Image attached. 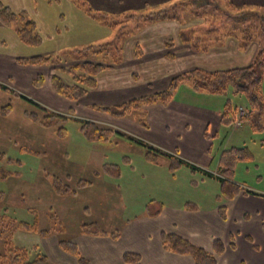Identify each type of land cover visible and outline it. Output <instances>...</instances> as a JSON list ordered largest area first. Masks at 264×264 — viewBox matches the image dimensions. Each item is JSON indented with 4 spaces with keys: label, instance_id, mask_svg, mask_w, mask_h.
I'll return each instance as SVG.
<instances>
[{
    "label": "rangeland",
    "instance_id": "374dc122",
    "mask_svg": "<svg viewBox=\"0 0 264 264\" xmlns=\"http://www.w3.org/2000/svg\"><path fill=\"white\" fill-rule=\"evenodd\" d=\"M205 1L209 5L200 7L201 3L196 0H167V8H164V6H157L158 3L153 1L146 6L142 0H123L117 8H113L114 12L110 10L109 13L101 0H60V3L54 2L51 6L42 3L41 8L36 0H0L3 5L9 4L16 13L25 11L27 19L34 20L38 25L37 31L45 42L42 47H28L18 39L16 30L19 28L20 22L12 27L0 25V60H3V65L0 67V83L26 96L29 100H34L49 111L66 112H63V107L60 106V104L63 105V102L52 99L46 93L48 91L46 86L42 91L38 89L32 91L29 87L30 82L27 85V76L32 72L36 73L35 68H39L40 75L46 74L47 77H49L48 75L52 76L54 69H57L58 75L67 79L68 76L62 73L61 67L63 66L83 61L111 63L106 61V59L112 60L111 56L99 55L94 52L85 53L83 50L75 52V48L67 45L65 32L61 28L60 15L68 14L79 3L86 9L90 6L109 16L106 21L110 25L111 33L100 39L104 40L102 43L90 44V46L100 48V46L111 44L116 49L126 50L128 41L144 40L143 38L151 37L157 39L161 38L163 33L164 35L168 34L169 37H175L172 32L166 31L165 26L162 32H152V34L144 26L150 14L163 12L175 15L173 19L178 17L184 22L186 36L216 33L219 40H222L226 32L251 29L249 31H252L255 39L250 44L246 55L253 56L254 62L258 53L264 49V19L262 18L264 7L261 4H257L256 7L249 5L248 7H239L234 3L230 5L229 3L234 2L233 0ZM248 10H250V17L245 20L241 12ZM130 15H135L137 18L124 19L125 16ZM97 20L103 22L101 19ZM51 26L59 27L62 34L47 41ZM102 33H104L103 28H99V30L94 28L89 31L91 36ZM56 47L58 48L56 49ZM43 48H48L52 53L47 55L55 54L54 56H57L56 66H51L50 70L44 69V72L41 67L37 66H22L20 71L15 70L13 59L31 58L34 56L33 52ZM10 70H14L13 73L9 72ZM16 75L18 77L22 75L23 81L20 82L13 77ZM38 77L36 76V79ZM35 80L32 81V84L35 88H40L44 84L45 77L40 86L35 85ZM41 94L43 97L40 96ZM224 95L226 101L230 99L234 109H240V106L244 108L245 112L242 118L247 115L245 108L247 102L243 97L236 96L232 89H229L228 93ZM29 100L0 89V107L12 106L10 114H0V155H4L0 161V219L5 215L7 216L6 220H17L29 224H33L37 219L39 226L37 233L18 230L16 233L10 234L9 238L12 239L15 246L37 249L35 253L33 252L35 255L37 252L47 250L45 248L48 243L47 239L41 237L40 231L49 232L52 235L51 238L58 239L60 242L74 239L81 233L84 225L94 223L107 232L119 231L125 225L126 220L141 216L146 211L145 206L150 207L152 211L159 210L161 206L176 205L177 198L185 205L188 202L193 203L208 212L215 206L223 205L222 202L216 204L220 196V184L216 179L200 172L193 175L190 173L191 171L184 169L177 182H174L167 169L161 170L147 164L145 149L140 144L131 141L128 137H119L118 135H115L111 142H90L81 131V124L73 119L65 125L68 131L67 137H61L58 127L45 129L28 117L27 113L35 112L41 116L45 114ZM141 111L142 109L137 113ZM70 112L72 116L74 112L71 110L64 114L67 115ZM137 113L134 111L124 119L118 118V120L104 118L115 124V122L121 123L125 119L131 121ZM235 114L234 121H236L238 112ZM88 115L89 111L80 109L77 111L76 117L84 119L83 116ZM98 119L100 120V118ZM101 123L105 124L104 121ZM240 125L239 129L235 125L228 128V141L226 139L225 148L228 150L231 147H247L252 154V159L237 164L233 180L248 191L264 196V130L262 132L253 131L242 120ZM232 137L234 139L228 145L227 142ZM223 143L222 139L215 142L216 153L222 152ZM126 157L133 161L135 170L127 164ZM162 160H165L162 163L166 162V159ZM105 164L118 165L121 169L120 176L113 178L103 174ZM217 164V161L212 164L209 171H215ZM151 168L154 170L148 171ZM4 174L9 176L5 178ZM55 178L61 179L64 185L72 187L76 193L59 195L53 185ZM202 179L205 181H201ZM83 180L89 181L91 184L79 189L78 184ZM152 201L155 202L151 205ZM250 222L254 221H246V224ZM3 251L4 240H0V253ZM260 259H254L253 263Z\"/></svg>",
    "mask_w": 264,
    "mask_h": 264
},
{
    "label": "crops",
    "instance_id": "0c3cea01",
    "mask_svg": "<svg viewBox=\"0 0 264 264\" xmlns=\"http://www.w3.org/2000/svg\"><path fill=\"white\" fill-rule=\"evenodd\" d=\"M36 1L40 8L42 3H46L49 6L54 2L60 3V0ZM101 1L104 3L106 11L110 13V10L114 12L113 8H117L123 0ZM152 1L158 3L157 6L167 8V0H142V3L147 6ZM233 1L229 4L232 5L234 3V5L239 7H248V5L256 7L257 4H261L264 7V0ZM6 5L11 7L9 4ZM75 6L74 10L68 14L60 15V18L64 24L63 26L61 22V28L65 32L66 41H68L67 45L75 48L74 51L77 52L86 49L90 44L102 43L104 40L100 39L111 33V30L109 28L110 25H106L89 16L86 8L81 6L80 3ZM145 22L144 26L147 27L146 30H149L151 34L152 32H162L165 26L166 31L172 32L175 37H169L168 34L164 35L163 33L161 38L157 39H152L151 37L149 39L143 38L144 40L128 41L126 50L120 49V55H118L120 61L114 62L115 58L113 56L112 60L106 59V61L111 63H103L109 68L101 72V75L97 77L96 88L90 90L78 102L64 99L52 88L51 81L55 75H58L57 69H54L52 76L48 75L49 77H47L46 74L40 75L41 71H39V68H35L36 73L32 72L27 76V85L30 82L29 87L32 91L34 89L42 91L44 86H46L48 89L46 93L52 99L63 102V105L60 104V106L63 107V112L66 111L64 113H67L68 110H74L76 117L77 111L80 109L89 111L88 116H83L85 120H93L100 125L128 134L153 145L161 151L175 154L183 161L198 166L204 171L217 174L220 156L226 150L225 141L226 139L228 141V128L232 127L222 124V113L227 102L224 99V94L216 96L208 92L197 91L193 89L189 82H182L175 90L173 100L170 103L160 102L143 106L142 111L136 112V117L131 119V121L125 119L123 122H115V124L105 118L118 120V118L124 119L125 117L111 116L105 111L102 112L95 109L94 106H120L125 104V102L159 93L169 87L173 78L193 72V70L216 72L249 67L254 60L253 56L246 55L250 47L243 49L239 45V31L226 32L223 39L219 40L216 33L185 36L183 34L186 31L185 24L178 17L170 21L168 19L166 21ZM0 25L2 26L1 22ZM94 28L98 30L103 28L104 33L91 36L89 31ZM61 34L59 27L53 28L51 26L50 36H48L47 41H51L52 37L54 38L56 35ZM42 42V45H44L43 37ZM59 48L62 49L63 47ZM47 54H52L48 48L38 49V51L33 52L34 56L44 55L57 59V56H54L55 54L53 56ZM99 55L111 56L106 53H100ZM20 58L13 59V64L16 66L15 70L18 71H20V67L24 66L18 63ZM4 62L7 67L6 59ZM2 65L3 60H0V67ZM51 66L56 65L50 64L37 67H41L44 72V69L50 70ZM13 71L10 70L9 72L13 73ZM36 76L45 77L44 84L40 88H35L32 84ZM13 77L20 82L24 78L22 75ZM67 80L70 82L69 78ZM36 92L38 95L37 90ZM40 96L43 97L42 94ZM44 101L46 102V100ZM56 108L58 107L56 106ZM98 118L103 120L105 124H102L101 122L103 121ZM219 139L224 142L222 145L223 150L216 153L214 149L215 142ZM233 139L234 137L227 144L229 145ZM125 159H129L127 164L135 170L133 161L129 157ZM215 160L218 163L215 171H209L210 166L216 162ZM163 161L165 160H161L160 165L147 164L152 165L154 168L167 169L169 171L167 159L166 162L162 163ZM154 168L148 169V171L154 170ZM184 169L191 171L186 166L181 167L174 174L169 171L171 179L177 182L180 173ZM190 173L195 175V173ZM201 181L205 180L202 179ZM198 185L200 186V184ZM175 201L177 202L176 205L164 206L158 216H150L145 206L146 211L141 216L126 220L125 225L119 230L121 236L117 240L109 235L113 231H106L108 235L91 236L79 233L74 239H69V241L77 244L81 255L85 259H89L91 264H127L123 259V255L126 252L140 255L142 257L141 264H193L191 256L176 255L165 250L161 242V234L170 232L190 240L198 247L201 246L209 252H212L215 239L224 241L226 249L224 255L219 257L218 264H264V259H260L264 258L263 197L241 194L233 201L224 202L218 199L216 204L222 202L223 205L215 206L210 212L204 211L200 206L197 207L199 208L198 211H191L185 208V203L183 204L178 198ZM222 206L227 208V219L220 217L219 210ZM251 220L254 222L246 224V221ZM51 236L50 234V237L45 238L48 242L45 247L47 250L45 252L42 251L48 256L51 263L79 264L75 256L73 257L62 250L59 247L60 241L51 238ZM256 258L260 260L253 263Z\"/></svg>",
    "mask_w": 264,
    "mask_h": 264
},
{
    "label": "trees",
    "instance_id": "16d2710c",
    "mask_svg": "<svg viewBox=\"0 0 264 264\" xmlns=\"http://www.w3.org/2000/svg\"><path fill=\"white\" fill-rule=\"evenodd\" d=\"M196 1L201 3L200 7L202 5H209L205 0ZM86 12L89 16L96 19H101L103 22L108 24L106 20L109 16L106 13L99 10L96 11L90 6L87 7ZM249 12L250 10L241 12L245 20H248V17H250ZM174 16L163 12H157L156 14L149 15L146 21H166L168 19L170 21L173 20ZM133 18H137V16H125L124 19L133 20ZM262 18L264 19V16ZM0 22L5 27H12L16 23L20 22V26L16 30L20 41L28 47H38L42 45V37L37 31L36 22L34 20H28L27 13L25 11L16 13L9 6H5L2 2H0ZM249 30L238 32L239 45H241L243 49H248L253 39H255L252 35V31ZM183 34L185 35V32ZM245 34L247 35L245 36ZM112 47L113 46L111 44L100 46V48L88 46V48L84 49L83 52H94L96 54L106 53L107 55H111V57L113 56L115 58L114 62L117 63L120 61L118 55L121 50L119 48L116 49ZM56 62L57 59H53L50 56L44 55L32 56L31 58H20L18 61L19 64L24 66H43L55 64ZM107 68L109 67L103 63L100 64L92 61H83L75 63L74 65L63 66L61 67L62 73L65 76H68L70 82L68 80L66 81V78L63 76L55 75L52 79V88H54L55 92H57L64 99L78 102L80 99H82V97L86 96L90 90L96 88L97 77L101 75V72ZM182 82H189L193 89L197 91L208 92L212 95L226 94L228 93L229 89H232L236 96L243 97L245 102H247V106L245 107L247 110V115L241 119L242 122L247 123V125H249L253 131L262 132L264 130V49L258 53L256 60L249 67H239L235 69H229L227 71L216 72L193 70V72L185 73L181 76L173 78L170 81L169 87L164 91H160L159 93L143 96L135 100L125 102V104L120 106L109 107L102 105L94 107L95 109H98L102 112L105 111L111 116L126 117L134 111L137 112L138 110L142 109L143 106L158 104L160 102L165 104L170 103L171 100H173L175 90ZM42 83L43 77L39 76L35 80V85L40 86ZM0 89H3L9 93L11 92L15 96L29 100L26 96L15 92L13 89L5 86L2 83H0ZM29 101L32 104H36L42 111L45 112V114L41 116L35 112L27 113L28 117L33 122L39 124L45 129L58 127V133L61 137H67L68 131L65 125L69 122V120L73 119L74 121H77L79 124H81V131L84 132L85 137L90 142H111L115 135L126 138L128 137L131 141L137 143L138 145L140 144L145 149V159L149 164L152 163L155 165H160L161 160L165 158L167 159L168 169L171 174H174V172L179 170L181 167L186 166L191 170L192 173L197 174V172H200L205 176L216 179L220 184V196L218 197L219 200L233 201V199L240 196L241 194L257 195L264 198L263 195L254 194L248 191L246 188L240 186L238 183H235L233 180L235 174L234 171L237 164L252 159V154L247 147H231V149L222 152L219 159L217 174H213L211 172L204 171L198 166H195L189 162L183 161L175 154H171L163 150L161 151L160 149L146 143L145 141L136 139L128 134H124L123 132L114 130L110 127H102L93 120L90 121L76 118L74 113L72 116L70 115L71 112L66 115L58 111H49L46 107L44 108L34 100ZM11 107V105L7 107H0V114H10ZM238 110L239 108L234 109V107H232L230 99L227 100L225 109L222 113V124L227 127L232 125L234 126V117ZM71 111L74 112V110ZM3 158L4 155L1 154L0 161ZM128 160L129 159H125L126 162ZM120 170L121 169L118 165L105 164L103 168V174L117 178L121 174ZM8 176L9 175L4 174L5 178ZM53 180L54 189L59 195H72L76 193V190H74L72 187L64 185L61 179L55 178ZM90 184L91 183L89 181L83 180L78 184V188L80 189L89 186ZM154 202L155 201H152L151 205ZM146 208L150 216H158L163 210V206L159 207V210L157 211H152L148 206ZM185 208H188L191 211H198L199 209L196 205L189 202L185 205ZM219 213L221 218L227 219V208L225 206L220 208ZM6 219L7 216L5 215H3L0 219V240H4V251L0 253V264H53L45 253L37 252L34 255L37 249L34 250L29 248L27 249L26 247L15 246L12 242V239L9 238L10 234H14L18 230L37 233L39 229L37 219L35 222H33V224ZM81 233L83 235L86 234L91 236L108 235V233L97 223L84 225L82 227ZM40 235L44 238L50 237V233L47 231H40ZM109 235H111L116 240L121 236L120 231L109 233ZM161 242L165 250H168L173 254L191 256L193 258V264H218L219 257L224 255L226 249L224 241L220 239H215L213 241L214 243L212 252H209L201 246L198 247L190 240L170 232H163L161 234ZM59 247L73 257L75 256L79 264H91L89 259H85L81 255L79 247H77L75 242L73 243L68 240H62L59 243ZM123 257L125 263L127 264H141L142 262V257L137 253L126 252Z\"/></svg>",
    "mask_w": 264,
    "mask_h": 264
},
{
    "label": "built area",
    "instance_id": "2783aa9c",
    "mask_svg": "<svg viewBox=\"0 0 264 264\" xmlns=\"http://www.w3.org/2000/svg\"><path fill=\"white\" fill-rule=\"evenodd\" d=\"M244 108H242V107H240V109L238 110V115H237V117H236V121H235V123H234V125L237 127V128H239V127H241V125H240V122H241V118H242V116H244Z\"/></svg>",
    "mask_w": 264,
    "mask_h": 264
}]
</instances>
